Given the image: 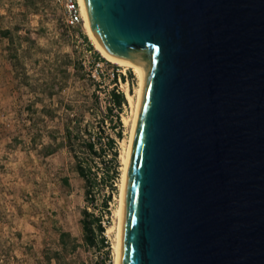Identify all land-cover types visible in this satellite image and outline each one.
Here are the masks:
<instances>
[{"label":"water","instance_id":"95a60500","mask_svg":"<svg viewBox=\"0 0 264 264\" xmlns=\"http://www.w3.org/2000/svg\"><path fill=\"white\" fill-rule=\"evenodd\" d=\"M143 87L119 264H264V0H81Z\"/></svg>","mask_w":264,"mask_h":264},{"label":"rangeland","instance_id":"374dc122","mask_svg":"<svg viewBox=\"0 0 264 264\" xmlns=\"http://www.w3.org/2000/svg\"><path fill=\"white\" fill-rule=\"evenodd\" d=\"M63 9L61 0H0V264L114 263L122 156L138 79L96 58L82 23L68 29ZM112 90L125 98L121 110L112 106ZM70 124L89 129L88 139L100 138L99 158L79 154L91 167L90 182L78 175L65 144ZM108 136L114 150L106 147ZM84 212L100 218L104 247L95 235L85 242L82 223L92 219Z\"/></svg>","mask_w":264,"mask_h":264},{"label":"trees","instance_id":"16d2710c","mask_svg":"<svg viewBox=\"0 0 264 264\" xmlns=\"http://www.w3.org/2000/svg\"><path fill=\"white\" fill-rule=\"evenodd\" d=\"M83 40L89 44L87 37L85 35H82ZM90 50H93L92 45H88ZM96 58L104 61L105 59L101 58L100 55L95 52ZM110 101L112 103V106L116 110H121V107L126 104L125 98L122 93L116 92L115 90L110 91ZM108 113V118H111L110 115L112 113V109L110 107L106 108ZM114 116V115H113ZM115 122L117 127H120V121L117 115L114 116ZM64 140L67 148L70 150V152L73 153V156L75 160H77L76 163V169L78 175L83 178L85 181L90 182V179L88 177V173L91 172V167H88V165H84L83 163H80L79 160H81L79 157V154H86L89 158H99L100 155L103 153V147L100 141L99 137L88 139V135L90 134L89 129H86L85 127H80L79 124H73V125H65L64 126ZM90 136V135H89ZM117 138H120V133L117 132L115 135ZM114 139L111 137H106V147L109 150H114ZM112 160L114 164H117V153L116 151H113L112 153ZM82 161V160H81ZM97 164V163H95ZM116 170V169H114ZM112 177H107L110 180V186L112 181L117 178L118 173L113 171ZM95 178V177H94ZM95 183L98 181L97 178L94 179ZM106 207V204H105ZM84 219L86 217H91L92 221L89 223L88 221L84 220L82 229L84 232V240L85 242L91 244L92 243V237L98 236L100 245L104 247L105 245V239L102 237V234L104 232V228L102 227V222L100 221V218H95L93 215H90L86 212L83 213ZM91 224V225H90ZM64 236V235H61Z\"/></svg>","mask_w":264,"mask_h":264},{"label":"bare ground","instance_id":"6f19581e","mask_svg":"<svg viewBox=\"0 0 264 264\" xmlns=\"http://www.w3.org/2000/svg\"><path fill=\"white\" fill-rule=\"evenodd\" d=\"M77 4L79 6L80 14H81V19H82V26L84 28L85 34L90 40L91 44L94 46V49L101 55L102 58H104L106 61L109 63H112L114 65H117L122 68L130 69L134 73V75L138 79V88L136 91V102L134 103V109H133V117L131 121V127H130V138L129 142L127 145V149L125 154L122 156V178H121V183H120V198H119V206L118 209L115 211V217H116V234H115V240L113 244V255H114V263L113 264H119V235H120V219H121V209H122V199H123V191H124V184H125V177H126V169H127V164H128V159H129V154H130V148H131V143L133 139V134H134V129H135V124L137 120V115H138V109H139V104H140V98H141V92H142V87H143V71L142 67L140 64L135 61L133 58H128L126 61L122 62H116L109 58L99 47L86 18L83 6H82V1L81 0H76ZM128 94V93H127ZM132 104V97L130 95L126 96ZM108 233V232H107ZM110 234V233H109Z\"/></svg>","mask_w":264,"mask_h":264},{"label":"built area","instance_id":"2783aa9c","mask_svg":"<svg viewBox=\"0 0 264 264\" xmlns=\"http://www.w3.org/2000/svg\"><path fill=\"white\" fill-rule=\"evenodd\" d=\"M63 3L64 11V22L65 26L70 28H76L80 23H82L81 14L79 6L76 0H61ZM84 65V63H82ZM99 66V64H96Z\"/></svg>","mask_w":264,"mask_h":264}]
</instances>
